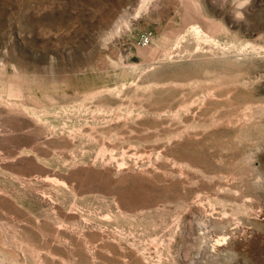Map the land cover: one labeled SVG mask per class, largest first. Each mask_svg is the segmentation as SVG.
Here are the masks:
<instances>
[{
  "label": "rangeland",
  "instance_id": "374dc122",
  "mask_svg": "<svg viewBox=\"0 0 264 264\" xmlns=\"http://www.w3.org/2000/svg\"><path fill=\"white\" fill-rule=\"evenodd\" d=\"M0 264H264V0H0Z\"/></svg>",
  "mask_w": 264,
  "mask_h": 264
},
{
  "label": "bare ground",
  "instance_id": "6f19581e",
  "mask_svg": "<svg viewBox=\"0 0 264 264\" xmlns=\"http://www.w3.org/2000/svg\"><path fill=\"white\" fill-rule=\"evenodd\" d=\"M224 240L225 239H223V238H217L215 241V246L217 247V246L225 245ZM221 241H223L224 244ZM215 246L213 247L214 250H216Z\"/></svg>",
  "mask_w": 264,
  "mask_h": 264
}]
</instances>
